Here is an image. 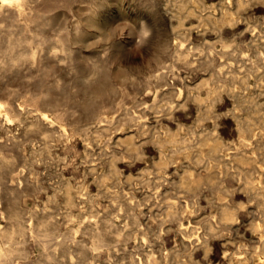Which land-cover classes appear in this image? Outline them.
I'll use <instances>...</instances> for the list:
<instances>
[{"label": "clouds", "instance_id": "obj_1", "mask_svg": "<svg viewBox=\"0 0 264 264\" xmlns=\"http://www.w3.org/2000/svg\"><path fill=\"white\" fill-rule=\"evenodd\" d=\"M255 5L264 0H187L171 54L142 93L101 89L97 73L84 81V107L41 104L63 94L58 76L36 93H0V145L19 153L0 151V167L10 188L28 184L42 197L23 218L0 211V264H32L43 231L36 212L56 226L46 253L56 264H249L233 240L241 228L264 264V23L247 15ZM189 17L198 23L184 27ZM16 47L0 68L31 59L15 57Z\"/></svg>", "mask_w": 264, "mask_h": 264}, {"label": "rangeland", "instance_id": "obj_2", "mask_svg": "<svg viewBox=\"0 0 264 264\" xmlns=\"http://www.w3.org/2000/svg\"><path fill=\"white\" fill-rule=\"evenodd\" d=\"M233 2L235 4V0ZM186 3L187 0L182 5ZM213 4L219 8L220 0H203L205 7ZM30 5L38 16L29 26L34 32L46 37V43L43 49L36 52L34 61L23 60L22 67L15 69H11V66L0 68V93L17 85L31 87L36 93L39 87L47 86L51 77L58 76L65 86L63 94L53 92L51 99L42 100L41 104L60 107H84L92 102L84 81L93 73L99 74L101 89L122 84L129 95L142 93L146 84L144 78L157 63L170 56V41L180 19L188 16L178 0H33ZM247 15L256 23H264V6L255 5ZM2 16L0 23L12 25L6 27L0 24V55H5L9 51L8 38L11 34L24 40L31 37L30 30L25 29L24 21L16 20L13 12L5 9ZM197 23L196 19L189 17L184 27ZM144 24L147 26L143 31ZM191 34L194 37L197 35L195 31ZM57 36L63 39L69 49L54 55L50 48L56 44L52 38ZM36 43L37 38H34L31 46ZM31 46L22 41L14 53L28 52ZM32 64H35V68H32ZM37 73H40L37 83H24L27 76ZM0 151L6 156L11 154L19 157L16 147L12 145H0ZM76 163L79 164L80 160ZM8 172L7 167H0V210L8 217L23 218L32 212L38 201H42V197L37 194L34 186L28 184L24 185L23 191L10 188L7 183ZM49 215L33 213L37 224L43 226L39 239L51 238L47 242L51 247H44L40 242L39 248L32 249V264H56L51 255L50 259V256L46 257L48 250L55 246L56 226L47 223ZM46 231H50V235L43 236ZM241 233L243 228L234 234L233 240L246 246L249 264H256L254 253L259 241ZM201 264L207 262L202 261Z\"/></svg>", "mask_w": 264, "mask_h": 264}, {"label": "bare ground", "instance_id": "obj_3", "mask_svg": "<svg viewBox=\"0 0 264 264\" xmlns=\"http://www.w3.org/2000/svg\"><path fill=\"white\" fill-rule=\"evenodd\" d=\"M31 1H33V0H0V17L1 18L3 17L2 16L3 12L5 11V9H7V10L13 12V15L15 16L16 20H21V21L23 20L24 21L25 29H27V30L29 29L30 30V37L31 38H28V39L26 38L24 40L20 36L11 34L9 36V38H8L9 39L8 40V47L10 49V46L16 45L17 43H19V45H21L22 41L26 42L28 45L31 46V42L33 41V39L37 38V43L30 47L31 48L30 51H28V52L20 51L18 53H14V51H13V55L15 57H21V56H23V57L24 56L25 57H31V59L34 61V59H36L35 58L36 52L38 51V49H40V50L43 49L44 43H46L47 39L43 35L31 30V28L29 26L30 23L33 22L34 20H36V18L38 16V15H36L34 13L33 8L30 5ZM184 1L185 0H178V2L180 3L181 7L183 6L182 4H183ZM2 23H0V24H2ZM3 25H5L6 27H11L12 26L11 24H4V23H3ZM146 26H145V24L143 25V28H142L143 31L146 30ZM147 30H148V28H147ZM9 32L11 33V31H9ZM52 40L56 42V44H53L51 46V48H50L51 49L50 51H51L52 54L56 55L58 52H66L67 49H69V47L67 45H65V43H64L62 38L57 36V37H53ZM34 47H36V48H34ZM37 58H38V56H37ZM0 59H5V61H6V56L5 55H0ZM46 219H48V218H46ZM42 233H41V235H42ZM45 235H50V231L44 232L43 236H45ZM49 240H51V238H43L42 237V238L39 239V241L41 242V244L44 247H49L50 248L51 245L48 246V243H47V242H49ZM47 256H50V254H47L46 257ZM50 258H51V256L49 257V259ZM236 264H240V262L237 261ZM256 264H257V262H256Z\"/></svg>", "mask_w": 264, "mask_h": 264}]
</instances>
